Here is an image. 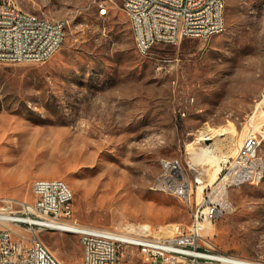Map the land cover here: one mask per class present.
Listing matches in <instances>:
<instances>
[{
    "label": "rangeland",
    "instance_id": "obj_1",
    "mask_svg": "<svg viewBox=\"0 0 264 264\" xmlns=\"http://www.w3.org/2000/svg\"><path fill=\"white\" fill-rule=\"evenodd\" d=\"M12 1L69 27L47 63L0 64L1 195L33 203L34 181L62 179L81 225H188L191 207L153 189L165 159L197 162L202 191L248 134L260 135L264 155V0H226L220 35L156 45L147 55L121 0ZM205 135L220 136L219 156ZM229 198L233 211L208 233L210 242L264 261V180ZM39 237L64 264L82 263L78 235ZM122 264L146 263L127 247Z\"/></svg>",
    "mask_w": 264,
    "mask_h": 264
},
{
    "label": "built area",
    "instance_id": "obj_2",
    "mask_svg": "<svg viewBox=\"0 0 264 264\" xmlns=\"http://www.w3.org/2000/svg\"><path fill=\"white\" fill-rule=\"evenodd\" d=\"M123 7L140 27L136 44L143 55L160 44L211 39L226 27L221 0H123ZM99 13L107 14L104 7ZM68 27L69 21L49 22L12 0H0V64L47 63L65 43ZM261 144L259 134H248L233 156L223 158L217 178L202 191L205 179L198 165L164 160L167 176L157 181L156 189L170 191L191 207L188 225L114 230L81 225L74 216L72 189L62 179L34 181L33 203L0 194V264H64L39 237L42 231L78 235L81 264H122L127 247L136 248L146 264H227L230 255L218 251L208 233L233 211L230 192L264 177Z\"/></svg>",
    "mask_w": 264,
    "mask_h": 264
},
{
    "label": "bare ground",
    "instance_id": "obj_3",
    "mask_svg": "<svg viewBox=\"0 0 264 264\" xmlns=\"http://www.w3.org/2000/svg\"><path fill=\"white\" fill-rule=\"evenodd\" d=\"M122 1V4H123V0H121ZM221 7H222V15H223V23H224V26H226V21H225V11H226V0H221ZM125 10V9H124ZM105 11L107 12V10H106V8H105ZM47 21H49V22H58L57 20H51V19H48L47 18ZM132 23V28H133V33H134V36H135V40H136V43H138V42H140V27H138L137 25H136V22H131ZM225 29H226V27H225ZM224 31V30H223ZM222 31V32H223ZM222 32H220V34L222 33ZM137 45V44H136ZM137 48H138V50H139V52L143 55V52H141V49L139 48V46H137ZM220 135V134H219ZM232 135V134H231ZM230 135V136H231ZM221 136V135H220ZM220 136H218V137H220ZM218 137H211V136H208V135H205L204 137H201V139L202 140H206V141H209V143L211 144L210 145V147H208V149L210 148L211 149V151L212 152H215V155H217V156H219L218 155V152H219V150H218V148H216V146H219L220 145V143H221V141H220V139H218ZM233 137V136H232ZM231 139V138H230ZM233 140V139H232ZM232 140H230V141H232ZM234 143V142H233ZM234 145V144H233ZM235 146H236V144H235ZM204 147H206V145L204 146ZM205 155H210L209 154V150H207L206 149V151H205ZM221 156V155H220ZM212 158V157H211ZM222 158V157H221ZM223 158H225L224 156H223ZM222 158V159H223ZM222 159L220 160V162L222 161ZM214 163V162H213ZM195 164V163H194ZM196 164H197V162H196ZM195 164V165H196ZM215 164V163H214ZM220 164V163H219ZM217 165V164H216ZM216 171V173H215V176H217L218 175V173L220 172V166L218 167V166H216V169H215ZM164 176H167V168H165L164 167V161L162 162V171H161V173H160V175L156 178V180H155V182H154V184H153V189L155 190V191H158V192H161V193H164V194H166V195H170V196H173V197H176V195H173V194H171V192L170 191H168V190H164V189H156V185H157V181H159L161 178H163ZM217 178V177H216ZM215 178V179H216ZM60 179H39V180H37V181H59ZM264 180V177L261 179V181H256L255 183H253V182H246V185H248V184H251V185H256V184H260L262 181ZM65 188H70L69 186H68V184L65 182ZM72 194H74L73 193V191H72ZM74 198H75V196H74ZM227 264H259V263H257V262H255V261H252V260H248V259H243V258H240V257H237V256H227Z\"/></svg>",
    "mask_w": 264,
    "mask_h": 264
}]
</instances>
